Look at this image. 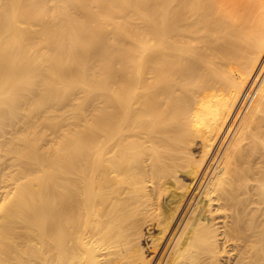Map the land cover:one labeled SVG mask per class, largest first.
Returning a JSON list of instances; mask_svg holds the SVG:
<instances>
[{"label": "bare ground", "instance_id": "bare-ground-1", "mask_svg": "<svg viewBox=\"0 0 264 264\" xmlns=\"http://www.w3.org/2000/svg\"><path fill=\"white\" fill-rule=\"evenodd\" d=\"M263 3L0 0V264H264Z\"/></svg>", "mask_w": 264, "mask_h": 264}, {"label": "rangeland", "instance_id": "rangeland-1", "mask_svg": "<svg viewBox=\"0 0 264 264\" xmlns=\"http://www.w3.org/2000/svg\"><path fill=\"white\" fill-rule=\"evenodd\" d=\"M263 2H264V0H263ZM64 95L65 96L63 97V99L56 101V103L51 107V114L50 115L52 117L53 122L50 125L46 124L45 122H41L42 124L39 122L37 124L36 130H35V135L31 139H29L27 142H24V144H23V142L21 143L20 151H22V154H21L20 158L16 159V160L18 161L19 165L21 164V169L24 168L21 170L22 171L21 172L22 178H20V182H23V184L29 183V180H30V183H33L36 180L35 178L40 179L41 181L45 180V178H46L45 177L46 176L45 169H43V168H33L32 169L31 168L30 163L33 161L34 156L38 155L39 153L40 154L38 155V157L41 156V154L42 155L44 153L46 154L49 147H50L49 149H51L52 151L53 150L57 151L58 154L63 152L62 151V150H64L63 147L67 146V145H65L66 140H60V138L57 137L56 132H57V134L58 133L61 134L60 131L66 130L69 127L72 128V126L74 124L78 125V123H79L78 121L81 118V116L83 114H86V116L88 117L89 114L86 111L92 110L91 112H93L94 109H92V108H94L96 106L95 105L97 102L96 95L86 96V95H84V93L82 92V89L80 87H76L74 89H71L70 92L64 93ZM84 112H86V113H84ZM90 114H92V113H90ZM86 116L83 115L82 117H86ZM90 116H92V115H90ZM57 128H59V130L55 131ZM71 128H69V129H71ZM55 136H56V139H55ZM33 139H34V141H33ZM63 139H65V138H63ZM26 145H28V146H26ZM35 151H37V153ZM31 154H32V156H31ZM30 158H32V159H30ZM14 162H15V160H14ZM25 163H26V165H25ZM25 169L26 170L29 169V171L28 170L26 171ZM23 171H24V174H23ZM30 172H32V173H30ZM27 178H29V179H27ZM32 179H33V181H32ZM7 237L5 239V242L8 245L15 241L14 237H12V236H9V238H7ZM31 243H33V242H31ZM48 244H50V239H49V242L47 239H43L42 242L36 243L34 246H32V244L30 245V247L25 246V249L28 250V249H31V247H32V249H34V250H39L42 253L41 254V260L39 263L40 264H46L48 262V258L50 256L49 253H51L49 251L50 249H49ZM26 247H28V248H26ZM25 249L23 247V250H25ZM39 263H37V264H39Z\"/></svg>", "mask_w": 264, "mask_h": 264}]
</instances>
